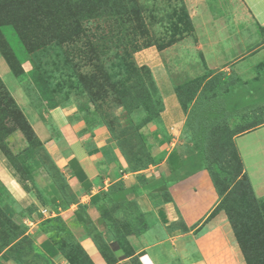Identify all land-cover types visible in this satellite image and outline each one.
<instances>
[{
    "label": "rangeland",
    "instance_id": "374dc122",
    "mask_svg": "<svg viewBox=\"0 0 264 264\" xmlns=\"http://www.w3.org/2000/svg\"><path fill=\"white\" fill-rule=\"evenodd\" d=\"M216 22L252 21L239 0H0V57L7 67L5 74L0 72L1 167L12 173L23 192L49 208L65 201L59 183L48 189L45 170L53 167L18 94L42 118L50 109L69 107L88 130L103 128L109 149L117 150L128 167L155 162L160 157L149 158L150 134L140 129L160 116L159 82L166 84L167 71L187 115L172 132H187L204 151L221 192L219 206L229 207L241 223L249 264H264V210L259 208L264 206L253 202L264 196L257 197L252 185L250 190L238 163L240 152L232 143L235 131L255 121H232L241 110L231 106L225 111L221 93L234 82L233 73L229 81L222 73H201L205 63L196 48V29L204 32L205 24ZM254 30L264 37V29ZM179 41L182 48L166 58L165 71L163 53ZM243 65L246 75L236 90L258 87V79L250 76L256 70L264 75V56L255 54ZM262 87L264 93V81ZM233 97L238 103L248 102L242 93L234 92ZM247 141L238 140L242 153ZM252 177L263 183L262 176ZM18 202L0 180V264H55L42 255L30 232L28 217L39 207L23 208ZM105 215L113 221L108 212ZM147 219L136 210L129 218L139 226ZM56 227L65 264H90L78 247L71 246L65 228ZM130 263L140 264L136 258Z\"/></svg>",
    "mask_w": 264,
    "mask_h": 264
},
{
    "label": "crops",
    "instance_id": "0c3cea01",
    "mask_svg": "<svg viewBox=\"0 0 264 264\" xmlns=\"http://www.w3.org/2000/svg\"><path fill=\"white\" fill-rule=\"evenodd\" d=\"M239 1L252 22L205 24L204 32L196 29V48L205 63L201 73H222L229 77L227 81L233 73L234 82L221 93L225 111L231 106L241 110L232 121H255L253 128L234 135L233 143L240 152L243 170L254 193L261 197L264 196L262 71L256 70L250 76L258 79V87L240 90L236 87L241 83L240 77L246 75L242 69L246 60L255 54L264 56V37L254 30L264 27V0ZM183 41L164 51L165 71L166 58L176 56ZM178 46L180 49L176 51ZM255 47L262 48L254 52ZM6 70L0 57V72L5 74ZM164 83L162 86L159 82L163 109L158 120L140 129L150 134L151 143L147 145L150 156L160 159L136 170L128 167L117 150L109 149L108 134L103 128L88 130L69 107L50 109L44 113V119L18 94L53 167L50 172L45 170L48 189L51 190L50 184L59 183L65 201H56L49 208L31 193L23 192L12 173L1 167V159L0 180L23 208L32 204L39 207L28 220L33 226L30 232L34 243L47 259L65 264L58 244L61 235L56 227L61 224L92 264H131V258L140 264H246L225 211L215 210L220 199L199 146L187 138V132L180 131L179 135L172 132L173 126L183 124L187 115L176 98L167 71ZM234 92L242 93L248 102L238 103L240 96L233 97ZM244 138L248 141L244 142L242 153L238 140ZM252 174L262 176L263 183L256 182L257 177ZM134 210L148 216L144 226L129 220ZM106 212L113 218V225ZM118 236L125 238L128 255L124 254Z\"/></svg>",
    "mask_w": 264,
    "mask_h": 264
},
{
    "label": "trees",
    "instance_id": "16d2710c",
    "mask_svg": "<svg viewBox=\"0 0 264 264\" xmlns=\"http://www.w3.org/2000/svg\"><path fill=\"white\" fill-rule=\"evenodd\" d=\"M140 23H141V21H140ZM262 29H264V27H262ZM154 86V85H153ZM155 87V86H154ZM157 88V87H156ZM162 109H163V105H162ZM160 111H162V110H160ZM159 118V117H158ZM158 118L156 119V120H158ZM155 120V121H156ZM148 122H151V121H148ZM147 122V123H148ZM153 122V121H152ZM144 126V125H143ZM142 126V127H143ZM254 127V124H251V126H249V127H247L246 128V130H248V129H250V128H253ZM243 131H245V129L244 130H242L241 132H243ZM238 133H240V132H238V131H235L234 132V134L233 135H236V134H238ZM209 141V140H208ZM232 143H233V141H232ZM209 144V143H208ZM207 145V144H206ZM206 145H205V147H206ZM204 146H203V149L205 148ZM234 147H235V145H234ZM236 148V147H235ZM237 151V150H236ZM202 155H203V158H204V162H205V165H206V168L208 169V171H209V173H210V176H211V178H212V181H213V183H214V186H215V189H216V191H217V193H218V196H219V199H220V194H221V192H220V189H219V187H218V185L215 183V181H214V179H213V176H212V172H211V170H210V167H209V164H208V162H209V160L208 159H206L205 158V154H204V151L202 152ZM149 158L150 159H152V157L150 156V154H149ZM150 163H152V162H150ZM238 163H239V165H240V168H241V173H242V175H244L245 176V178H246V182H247V184H249V188H250V190H252V187H251V184H250V182H249V179H248V177H247V175H246V173L244 172V170H243V164H242V161H241V158L239 157V160H238ZM148 166V164L146 165V166H144V167H140V168H131V167H129L131 170H136V169H142V168H146ZM238 177V176H237ZM236 177V178H237ZM253 202H255V203H259V204H261V205H263L264 206V198L263 199H260V198H253ZM221 203V200L219 201V203H218V205H217V207L215 208V210H217V209H222V210H224L225 211V213H226V216H227V218H228V221H229V223H230V225H231V227H232V230H233V233H234V235H235V238H236V241H237V243H238V245H239V248H240V250H241V252H242V255H243V257H244V260H245V262H246V264H249V253H248V250L246 249V247L244 246V243H243V241H242V238H241V227H240V225H241V223H239V221L233 216V214H231V210H230V208L229 207H227V206H219V204ZM256 208L258 209V207L256 206ZM260 209L261 208H263V210H264V207H259ZM108 224H110L111 225V223H108ZM114 224V222L112 221V225ZM118 240H119V242H120V244L123 246V248L126 246V244H125V238L124 237H119L118 236ZM71 240V243H72V245L71 246H76V247H78L79 248V250L86 256V254L84 253V251L81 249V247L76 243V242H74L72 239H70ZM59 249L61 250V252H62V254L64 255V257H65V254H64V252L62 251V249L60 248V246H59ZM124 254H126V251H125V248H124ZM87 257V256H86ZM87 259H88V257H87ZM88 261H89V259H88ZM89 263H90V261H89ZM90 264H92V263H90Z\"/></svg>",
    "mask_w": 264,
    "mask_h": 264
},
{
    "label": "built area",
    "instance_id": "2783aa9c",
    "mask_svg": "<svg viewBox=\"0 0 264 264\" xmlns=\"http://www.w3.org/2000/svg\"><path fill=\"white\" fill-rule=\"evenodd\" d=\"M41 212H42V214H43V213H45V209H42V211H41Z\"/></svg>",
    "mask_w": 264,
    "mask_h": 264
}]
</instances>
